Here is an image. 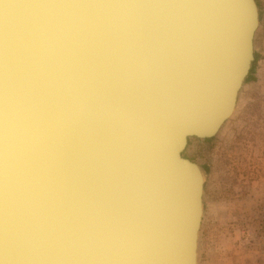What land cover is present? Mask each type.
Wrapping results in <instances>:
<instances>
[{
    "label": "water",
    "instance_id": "95a60500",
    "mask_svg": "<svg viewBox=\"0 0 264 264\" xmlns=\"http://www.w3.org/2000/svg\"><path fill=\"white\" fill-rule=\"evenodd\" d=\"M254 0H0V264H194L189 137L226 120Z\"/></svg>",
    "mask_w": 264,
    "mask_h": 264
},
{
    "label": "rangeland",
    "instance_id": "374dc122",
    "mask_svg": "<svg viewBox=\"0 0 264 264\" xmlns=\"http://www.w3.org/2000/svg\"><path fill=\"white\" fill-rule=\"evenodd\" d=\"M230 117L185 154L202 178L196 264H264V0Z\"/></svg>",
    "mask_w": 264,
    "mask_h": 264
},
{
    "label": "bare ground",
    "instance_id": "6f19581e",
    "mask_svg": "<svg viewBox=\"0 0 264 264\" xmlns=\"http://www.w3.org/2000/svg\"><path fill=\"white\" fill-rule=\"evenodd\" d=\"M254 2H255V1H254ZM256 8H257V6H256ZM257 11H258V10H257ZM257 21H258V19H257ZM253 34H254V33H253ZM252 39H253V38H252ZM251 44H252V42H251ZM240 87H241V86H240ZM239 89H240V88H239ZM238 91H239V90H238ZM237 93H238V92H237ZM236 97H237V95H236ZM235 101H236V98H235ZM234 105H235V103H234ZM234 105H233V107L231 108V113H232V111H233ZM231 113H230V115H231ZM230 115H229V117H230ZM229 117H228V118H229ZM228 118H227V119H228ZM227 119H226V120H227ZM226 120H224V121L220 124V126H221ZM220 126H219V127H220ZM219 127H218V129H219ZM218 129H217V131H218ZM217 131H216V132H217ZM215 134H216V133H215ZM215 134H214V135H215ZM212 136H213V135H212ZM212 136H211V137H212ZM189 138H193V137H189ZM194 138H195V137H194ZM208 138H210V137H208ZM200 139H204V138H200ZM187 140H188V139H187ZM186 146H187V144H186ZM186 146H185V147H186ZM184 149H185V148H184ZM182 152H183V151H182ZM181 154H182V153H181ZM181 156H182V155H181ZM190 162H191V161H190ZM192 163H193V162H192ZM193 164H195V163H193ZM195 166L197 167L196 164H195ZM197 169H198V167H197ZM198 170H199V169H198ZM199 173H200V172H199ZM200 176H201V174H200ZM201 187H202V178H201ZM201 192H202V189H201ZM201 192H200V193H201ZM200 217H201V216H200ZM199 224H200V222H199ZM198 229H199V226H198ZM197 232H198V230H197ZM197 232H196V239H195V248H194V250H193V251H194V264H196V253H195V250H196V242H197Z\"/></svg>",
    "mask_w": 264,
    "mask_h": 264
},
{
    "label": "trees",
    "instance_id": "16d2710c",
    "mask_svg": "<svg viewBox=\"0 0 264 264\" xmlns=\"http://www.w3.org/2000/svg\"><path fill=\"white\" fill-rule=\"evenodd\" d=\"M254 1H255V4H256L257 8L259 9V8H260V5H259L258 0H254ZM210 138H211V137H210ZM210 138H204L203 140H208V139H210ZM192 139L199 140L200 138H194V137H193V138H188V140H187V146H188L189 142H190ZM187 146L185 147V149L183 150V152H182L181 155H182L183 158L188 159L189 161H191V159H190L189 157H187L186 154H185V150H186ZM191 162H192V161H191Z\"/></svg>",
    "mask_w": 264,
    "mask_h": 264
}]
</instances>
